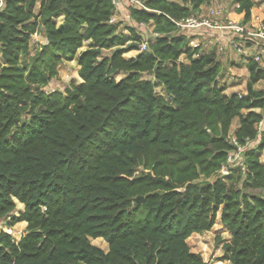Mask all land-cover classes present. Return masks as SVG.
<instances>
[{"label": "trees", "instance_id": "trees-1", "mask_svg": "<svg viewBox=\"0 0 264 264\" xmlns=\"http://www.w3.org/2000/svg\"><path fill=\"white\" fill-rule=\"evenodd\" d=\"M208 1L126 5L157 34L140 50L134 26L117 33L112 0H3L0 220L24 221L26 231L15 242L0 229V264H207L187 238L208 231L218 212L230 234L223 259L264 264V130L256 126L264 91L254 87L264 67L249 58L246 93L225 92L216 53L189 45L175 23ZM234 2L249 20L254 1ZM37 32L47 43L23 66ZM130 50L139 51L124 58ZM74 58L80 80L45 89ZM231 153L241 166L228 164ZM15 200L24 205L17 215Z\"/></svg>", "mask_w": 264, "mask_h": 264}, {"label": "rangeland", "instance_id": "rangeland-1", "mask_svg": "<svg viewBox=\"0 0 264 264\" xmlns=\"http://www.w3.org/2000/svg\"><path fill=\"white\" fill-rule=\"evenodd\" d=\"M234 1L235 0H220L219 4L223 5L221 6L223 8L229 5L228 9L234 10L235 8H232L231 7L232 5H230V3L233 4ZM263 1L264 0H259L256 6H258L259 8L260 2H263ZM38 5L39 4L37 3L36 6L38 7ZM263 7H264V2L261 8ZM35 10L37 11V8ZM114 14L112 16L113 22L117 21L118 24H121V25H118V28H117L118 34L122 33L124 35H129V32L126 29V27L127 25H132L135 27L136 31H138L142 35L143 40L139 43V49H140L142 42L144 41L146 42V40L150 38L154 39V37H156L152 30L151 23L149 24L148 23H135L132 20H130V18H124V20H119V18L122 17L121 14L120 13L119 15L116 14L117 17ZM257 16L261 17L262 24L264 25V10L261 9V14L257 12V14L253 16V19H257ZM60 21H61V17H58L57 22L60 23ZM252 28L254 29L256 27L253 26ZM236 40L244 41L245 53L236 56L235 52L236 53L238 52L232 46L228 47L229 49L227 50L228 52H226V54H224V51L223 52L220 51V53L219 51H216L217 57L221 59L220 61L222 63V72L219 78V83L226 84L227 88L225 92L228 94H230L232 90H235L234 92H238L240 94L246 93L245 84H246V80L248 77V72L246 69L247 60L244 61L246 58V55L248 56L249 54L254 55V54L260 53L258 63L264 67V44L261 45L262 43L261 40H257L256 37L254 36L249 37V39L248 38L246 39L245 37H241V38L238 37ZM45 43H47V39L44 37L42 32L33 33L29 38V51L20 57V63L23 66H26L29 61L30 55H32L36 51L37 48H39L41 45ZM89 43L90 41H84L83 46L78 49L77 54L81 50L86 49L89 46ZM244 48H243V51H244ZM111 52L112 50H103V55H110ZM127 54H128L127 52L124 53V56H127ZM180 60L185 62V57L181 56ZM78 70H79V65L75 58L72 60L63 59L57 65V71H58L57 76L49 82V84L45 87V89L50 90V91L56 90V89L62 90L64 89L66 84L69 83L71 80L73 79L80 80L78 76ZM125 75H126L125 72H119V73L114 74V77L116 80H120ZM254 87L264 91V80L257 82L254 85ZM156 91L159 93H163V89L160 86H157ZM256 111H259V110L256 109ZM243 113H245V111H243ZM237 123H238L237 119H235L232 122L230 135L235 129ZM230 137L232 138V135ZM259 140L260 138L258 137L256 141H251L250 145H253V144L255 145L256 143L259 142ZM231 154L233 155V157L231 156L228 159V164L241 166L242 161L238 158L237 154H233V153ZM258 155H259L260 161L264 162V150L259 151ZM227 167L228 166L223 167V169L221 170V173L225 174L227 172ZM249 191L254 194L262 193V191L258 189H254V190L250 189ZM15 204H16V210L14 211V214L17 215L18 212L23 209L24 205L22 203H19L17 200H15ZM8 220H9L8 217L0 220V229L12 235L14 241L17 242L19 238L26 231V222L24 221L17 222L13 226L9 227L6 225V222ZM229 240H230V234L228 230L220 223V212H218L214 225L208 231H204L201 233H193L187 238V243L190 247V250L192 252L200 254L203 260L207 264H228V261L223 259V255H224L223 244ZM91 242L105 251L108 249L106 242H104L100 238L91 239Z\"/></svg>", "mask_w": 264, "mask_h": 264}, {"label": "crops", "instance_id": "crops-1", "mask_svg": "<svg viewBox=\"0 0 264 264\" xmlns=\"http://www.w3.org/2000/svg\"><path fill=\"white\" fill-rule=\"evenodd\" d=\"M219 1L220 0H209L208 2L202 4L199 7L198 11H196V14L198 16L209 14L211 22L216 24L217 26H222L230 20V21L245 23L247 25L251 24L252 27L254 26L256 28L261 27V26L264 28V25L262 24L261 17L257 16V19H253V16L255 14H257V12H259L261 14V9L264 10V7L261 8L264 1L260 2L259 8H258V6H256V5H257V2L259 0H253L254 6L250 9V19L249 20H244V12L237 13L235 11V9L230 10V9H228L229 5H227V7L225 6L223 8V7H221L223 5L219 4L220 3ZM230 5H232L231 6L232 8L237 7V4L235 2L233 4L230 3ZM125 8H126V5L121 0V2L118 4L117 9H115V12H114L115 16H116V14H118V15H119V13L121 14L122 17H120L119 20H124V18H129L128 12ZM221 8H223V9H221ZM211 10H217L218 13L213 14V13H211ZM222 11H223V13H222ZM256 20H258V21H256ZM151 27L153 30V26H151ZM184 31L186 32V35L189 37L190 41L194 40V42L198 43V46L200 47V53H205V52H210V51H214L215 53H216V51H219V53H220V51L221 52L224 51V54H226V52H228L227 50L229 49L228 47L231 46V45H229V40L231 38H236V39L238 38L237 34L234 33L233 31H230L228 29H223L221 27L215 28V27L201 26L198 28L186 29ZM150 39H153V38H150ZM256 39L261 40V42H262L261 45L264 44V39H262V38L260 39L258 37H256ZM127 53H128L127 56H124V54H123V57L126 59H132L136 56V54L138 53V50H130V51H127ZM243 53H245V48H244V52H242V53H236L235 52L236 56L241 55ZM259 54L257 53V55H259ZM216 55H217V53H216ZM196 56L197 55H195L194 57H196ZM249 58L253 59V55H251V54H249L248 56L246 55V58L244 61L248 60ZM219 60H221V59H219ZM234 91L235 90H232L231 92H234Z\"/></svg>", "mask_w": 264, "mask_h": 264}, {"label": "built area", "instance_id": "built-area-1", "mask_svg": "<svg viewBox=\"0 0 264 264\" xmlns=\"http://www.w3.org/2000/svg\"><path fill=\"white\" fill-rule=\"evenodd\" d=\"M122 1L125 3V5L131 4V5H134V6L139 7V8L147 9V7L144 5L143 0H122ZM120 2H121V0H112V4L114 5L115 9H117L118 4ZM2 6H3V0H0V9ZM211 13L217 14L218 11L217 10H211ZM111 21H113L112 18H111ZM175 23L179 28H182L184 30L198 28L201 26L215 27V28L221 27L223 29H228L230 31H233L234 33L237 34V37H240V38L245 37L246 39L247 38L249 39V37L254 36V37H258L260 39L261 38L264 39V28L262 26L253 29L251 24L247 25L245 23L230 21V20L222 26H217L216 24L211 22L209 14L199 15V16L198 15H189L186 18H184L183 20L176 21ZM154 35L156 36L157 34L154 33ZM189 44L193 47L198 46V43L194 42V40L189 41ZM229 45H231L238 53L244 52L243 48H244L245 44H244L243 40L237 41L236 38H231L229 40ZM145 49H147V41L142 42L141 46H140V50H145ZM253 59L258 61L259 55H257V54L253 55ZM256 126H257V128L259 130V134H260L261 131L264 130V119L260 120ZM234 142H235V140H234ZM250 142L251 141H249V140L246 141V145L250 144ZM244 147H245L244 145L243 146H237L238 153L240 151H242L244 149ZM231 156L233 157V155L230 154L228 156V159Z\"/></svg>", "mask_w": 264, "mask_h": 264}, {"label": "water", "instance_id": "water-1", "mask_svg": "<svg viewBox=\"0 0 264 264\" xmlns=\"http://www.w3.org/2000/svg\"><path fill=\"white\" fill-rule=\"evenodd\" d=\"M222 174H224V173H222ZM142 199H143L142 196H138V197L136 198V201L139 202V201H141Z\"/></svg>", "mask_w": 264, "mask_h": 264}]
</instances>
